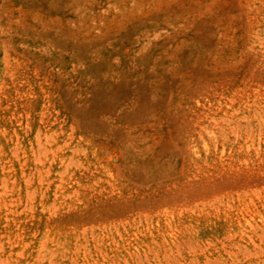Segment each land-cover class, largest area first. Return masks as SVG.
I'll list each match as a JSON object with an SVG mask.
<instances>
[{"label":"rangeland","instance_id":"obj_1","mask_svg":"<svg viewBox=\"0 0 264 264\" xmlns=\"http://www.w3.org/2000/svg\"><path fill=\"white\" fill-rule=\"evenodd\" d=\"M0 264H264V0H0Z\"/></svg>","mask_w":264,"mask_h":264}]
</instances>
